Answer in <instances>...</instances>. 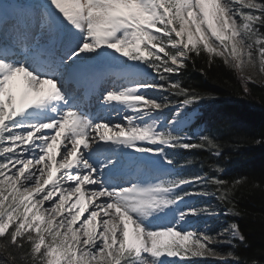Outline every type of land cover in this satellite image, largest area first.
<instances>
[{
  "label": "snow or ice",
  "instance_id": "6c2138e0",
  "mask_svg": "<svg viewBox=\"0 0 264 264\" xmlns=\"http://www.w3.org/2000/svg\"><path fill=\"white\" fill-rule=\"evenodd\" d=\"M198 58L264 84V0H0V264H264L207 227L246 181L176 159L222 156L187 131Z\"/></svg>",
  "mask_w": 264,
  "mask_h": 264
},
{
  "label": "trees",
  "instance_id": "16d2710c",
  "mask_svg": "<svg viewBox=\"0 0 264 264\" xmlns=\"http://www.w3.org/2000/svg\"><path fill=\"white\" fill-rule=\"evenodd\" d=\"M181 79L184 86L211 97L199 106L201 114L192 128L203 124L215 132L220 137L222 156L215 158L206 151L192 150L179 151L176 159L179 164L192 161L187 172H210V165L219 166L225 170L220 175L229 183L236 179L246 181L234 201L242 215L226 217L237 222L247 237V245L238 246L236 254L258 257L264 252V143L255 141L264 134V84L250 83L251 94L246 96L234 70L222 61L209 68L200 58L195 67L189 63ZM255 183L261 188L253 189Z\"/></svg>",
  "mask_w": 264,
  "mask_h": 264
},
{
  "label": "rangeland",
  "instance_id": "374dc122",
  "mask_svg": "<svg viewBox=\"0 0 264 264\" xmlns=\"http://www.w3.org/2000/svg\"><path fill=\"white\" fill-rule=\"evenodd\" d=\"M245 74H251L253 76V80L257 81L255 83H260V79H261V74L259 73V68L257 67L256 69H245ZM201 114L200 108L198 107L196 109V111L193 113L192 115V119L189 123V126L187 128L188 134L192 135L193 133L197 132L199 129H201V127H195L192 130V126L194 125V123H196L198 116ZM185 171L187 172V170L185 169ZM211 190V189H210ZM207 203L211 204L215 210L217 212L221 211V206L218 205V202L215 200V198H208L207 199ZM231 223L230 219L227 218L224 215H220L219 217H212L210 219H208L207 221V227L211 228L214 231H220L223 228L228 227V225ZM201 227H204V225H201ZM222 250L226 253L227 251L231 250L228 247H223ZM215 264V262H214Z\"/></svg>",
  "mask_w": 264,
  "mask_h": 264
},
{
  "label": "bare ground",
  "instance_id": "6f19581e",
  "mask_svg": "<svg viewBox=\"0 0 264 264\" xmlns=\"http://www.w3.org/2000/svg\"><path fill=\"white\" fill-rule=\"evenodd\" d=\"M203 125V124H202Z\"/></svg>",
  "mask_w": 264,
  "mask_h": 264
}]
</instances>
